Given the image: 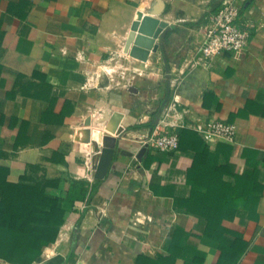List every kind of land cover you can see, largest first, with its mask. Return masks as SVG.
Here are the masks:
<instances>
[{
  "label": "crops",
  "instance_id": "0c3cea01",
  "mask_svg": "<svg viewBox=\"0 0 264 264\" xmlns=\"http://www.w3.org/2000/svg\"><path fill=\"white\" fill-rule=\"evenodd\" d=\"M220 2L0 0V202L3 187L21 184L40 198L60 196L67 209L56 240L31 264H163L187 232L201 230L185 206L189 179L215 181L209 200H223L224 186L232 201L246 190L251 208L239 205L224 225L247 244L237 264H264V0H236L244 49L196 63L200 26ZM139 14L169 26L146 61L126 52ZM175 100L189 111L186 120L234 125L232 142L205 141L200 155L222 179L194 171L196 150L186 138L175 151L150 147L139 157L141 138ZM104 136L122 138L106 176L96 179ZM195 242L202 264H217V244L193 236L185 246Z\"/></svg>",
  "mask_w": 264,
  "mask_h": 264
},
{
  "label": "trees",
  "instance_id": "16d2710c",
  "mask_svg": "<svg viewBox=\"0 0 264 264\" xmlns=\"http://www.w3.org/2000/svg\"><path fill=\"white\" fill-rule=\"evenodd\" d=\"M178 134L180 145L186 138L196 150L194 171L201 168V175L205 178L222 179L214 167L207 165L208 159L200 156L208 151L203 137L193 130L182 128L178 129ZM188 183L192 186V195L186 200L185 206L187 211L198 219L201 230L198 234L187 232L183 236V246L178 254L170 252L168 258L161 259L162 263L172 264L174 260L183 257L182 259L186 260L184 264H202L205 253L198 249V243L192 244L191 249L186 247L187 242L194 236L207 237L217 244L220 251L217 264H237L247 244L241 233L228 229L224 221L233 219L232 216L239 205L246 210L251 208L252 202L243 200L248 195L246 190H242L235 197L233 193L232 201L225 199L230 188L224 186L221 192L223 200H209L204 198L215 193L217 188L213 186L214 180H211L212 186L209 187L196 185L194 179H189ZM86 188H80L83 198L89 196ZM258 193L255 192L256 196ZM39 194L34 186L19 184L3 187L4 199L0 202V259L10 264H31L35 254L42 247L56 240L60 227L66 221L67 209L61 205L60 196L45 195L40 198Z\"/></svg>",
  "mask_w": 264,
  "mask_h": 264
},
{
  "label": "built area",
  "instance_id": "2783aa9c",
  "mask_svg": "<svg viewBox=\"0 0 264 264\" xmlns=\"http://www.w3.org/2000/svg\"><path fill=\"white\" fill-rule=\"evenodd\" d=\"M240 6L236 0H221L217 9L208 17V21L200 26L204 40L199 47L201 57L196 63L210 64L213 58L222 52H239L248 42V32L239 23ZM179 81L172 82L177 88ZM189 111L180 110L175 100L166 108L156 127L141 138L142 147L156 148L171 152L179 148V128H187L197 132L206 142L221 140L232 142L236 131L232 123L221 120H204L188 118ZM174 118V119H173ZM102 145V143H101ZM92 172V170H90ZM93 179V175L88 176Z\"/></svg>",
  "mask_w": 264,
  "mask_h": 264
},
{
  "label": "water",
  "instance_id": "95a60500",
  "mask_svg": "<svg viewBox=\"0 0 264 264\" xmlns=\"http://www.w3.org/2000/svg\"><path fill=\"white\" fill-rule=\"evenodd\" d=\"M158 14V13H156ZM169 29L167 23L159 21L150 16L139 14L131 28V33L126 45V52L132 57L146 61L151 50L156 51L158 45L156 39L162 37ZM159 121V120H158ZM120 134V132L118 133ZM115 136H104L103 148L99 155L98 163L95 170L96 179H104L108 168L117 152L118 142L121 140ZM147 150L144 146L139 152V157Z\"/></svg>",
  "mask_w": 264,
  "mask_h": 264
},
{
  "label": "rangeland",
  "instance_id": "374dc122",
  "mask_svg": "<svg viewBox=\"0 0 264 264\" xmlns=\"http://www.w3.org/2000/svg\"><path fill=\"white\" fill-rule=\"evenodd\" d=\"M116 64H120L119 60H115ZM129 75V74H128ZM117 77L118 75L114 74L113 77ZM128 76H125L123 80H125V78H127ZM129 78V77H128ZM55 191V190H54Z\"/></svg>",
  "mask_w": 264,
  "mask_h": 264
}]
</instances>
